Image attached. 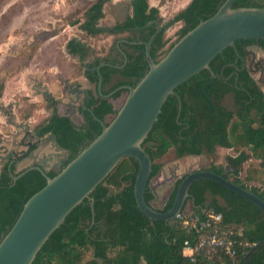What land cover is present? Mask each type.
<instances>
[{
    "label": "trees",
    "instance_id": "16d2710c",
    "mask_svg": "<svg viewBox=\"0 0 264 264\" xmlns=\"http://www.w3.org/2000/svg\"><path fill=\"white\" fill-rule=\"evenodd\" d=\"M111 1L113 0H96L85 12L83 21H78V24L90 37L123 35L122 41L125 42H121L120 47L127 56V64L124 66V56L114 47V52L86 66L85 77L96 86V91L89 93L90 98L86 104L89 110L84 112L83 126L54 112L33 127L32 133L37 138L51 135L62 150L69 152L61 167L48 173L50 178L56 177L77 158L82 149L101 135L103 129L97 119L104 121L108 116L114 119L119 112L113 102L121 98L125 91H118L111 99H104L99 95L98 67L101 64L123 67L100 68L104 96L123 85L136 86L149 68L145 58V45L157 32L156 25L146 29H142L143 27L152 21H157L162 26L150 52L154 62L158 63L181 38L201 22L212 18L227 0H191L167 22L160 16L159 8L150 6L149 0H132V15L126 21L114 27L101 28L98 24L104 17L103 7ZM233 8H264V2L237 0ZM178 24L182 25L178 38L168 45L165 33ZM75 42L70 41L68 49L71 54L79 55L84 61L90 49ZM254 42L264 49V40L236 41L235 48H227L211 62L210 70H204L180 85L176 94L165 102L157 123L143 144L153 162L150 181L161 172L163 164L159 161L171 149L177 158L214 154L217 148L237 152L247 149L260 163L259 170L264 173V94L246 72L238 74L235 67H229L223 72L228 67L227 64L235 62L238 55L243 54L244 46ZM213 78L215 82L207 85L203 93V86ZM113 83L115 85L111 87ZM3 88H0V100ZM229 94L233 95L234 112L223 106L224 98ZM179 99L182 103L180 114ZM245 158L249 159V156L239 154L238 157L231 158L235 171L230 175L225 173L222 166L212 167L207 171L223 176L264 200V191L247 185L255 182L258 169L247 171L244 179L240 177L241 171L238 168ZM8 167L9 165L4 167L0 174V242L15 225L28 200L47 184L38 171H31L14 183ZM11 170L16 177L22 173L16 172L15 165ZM138 171L139 164L135 159H123L91 195L95 210L94 223L90 203L86 200L51 235L33 264H84L87 253L92 255V260L85 264H100L101 261L106 264H244L246 253L255 244L264 241L263 211L217 183L200 180L189 190L196 215H203L205 210L222 214L224 227L234 230L237 254L231 257L225 252L217 251L200 255L195 262H191L182 255L185 242L193 241L191 234L182 230L180 225L151 221L138 209L134 195ZM182 180L177 183L167 204L159 212L165 213L171 209ZM145 199L148 204L154 200L150 187L146 190ZM104 226L107 231L104 238L108 241H102L103 236L98 233ZM133 232L139 235L136 237L139 245L133 244L122 250ZM248 264H264V246L251 255Z\"/></svg>",
    "mask_w": 264,
    "mask_h": 264
},
{
    "label": "water",
    "instance_id": "95a60500",
    "mask_svg": "<svg viewBox=\"0 0 264 264\" xmlns=\"http://www.w3.org/2000/svg\"><path fill=\"white\" fill-rule=\"evenodd\" d=\"M237 0H227L219 11L210 19L201 22L195 29L181 38L174 47L155 63L151 57V48L161 31L157 21L149 22L142 29L157 26V32L145 45V58L148 72L136 86L124 85L111 94L104 96L102 92L103 78L100 68L97 71L99 83L97 92L104 99H111L118 91H126L127 97L119 112L110 123L97 121L102 126L101 135L56 177L50 178L46 166L39 164L24 170L17 177L12 173V166L22 162L24 157L31 156L32 144L28 143V151H9L6 159L11 160L9 173L14 183L31 171H38L46 180V186L28 200L17 222L11 231L0 242V264H33L51 235L59 229L67 217L84 201L90 203L95 219L94 203L91 195L115 171L125 158L135 159L139 171L134 186V195L138 209L149 220L156 222H176L179 215H186L191 186L200 180H209L242 197L264 212V200L249 190L232 181L207 170L190 172L182 180L171 209L159 212L145 199L148 187L153 191L151 174L153 162L143 148L144 142L157 123L162 107L176 89L204 70H210L211 62L229 47L235 48L236 41L264 40V8H238L233 4ZM127 64V56L122 52ZM115 69L123 67L109 65ZM215 82V78L203 86ZM85 93V92H84ZM180 102V111L182 103ZM11 126L17 125L15 117ZM29 130V127L26 126ZM58 150H62L52 136ZM15 145V144H14ZM14 148V146L12 147ZM2 160V159H1ZM5 160V159H4ZM62 165L63 160H60ZM196 216L191 217L195 219ZM264 241L255 244L245 255L244 264H248L251 255Z\"/></svg>",
    "mask_w": 264,
    "mask_h": 264
},
{
    "label": "rangeland",
    "instance_id": "374dc122",
    "mask_svg": "<svg viewBox=\"0 0 264 264\" xmlns=\"http://www.w3.org/2000/svg\"><path fill=\"white\" fill-rule=\"evenodd\" d=\"M130 1L113 0L107 3L104 6L105 19L100 21L99 25L101 27H113L116 24L123 23L130 12ZM94 2L95 0H0V88L4 87L3 98L8 90V97L13 93L11 98L14 97L17 104H26L24 101H28L26 93L29 87L27 86V81L24 80L27 79L26 75L30 74L34 76L42 74L43 78L39 76L36 79L51 82V85L54 86L52 95L55 97L61 94L60 89L63 88V85L56 79L59 76L58 71H60L59 74L64 79L78 80L81 77L79 73L82 69L76 63L77 61L75 62L67 56V44L74 37L85 41L87 45L93 46L100 55L107 56L108 53L113 51L118 37H124L123 35L116 36V38L97 36L94 39L93 37H87L79 27L78 21H80L79 23L83 21L85 12ZM188 2L189 0L151 1L152 4L158 5L160 16L165 22L169 21ZM260 2H264V0H260ZM181 27L182 25L178 24L166 31L165 39L168 40V45L176 42ZM249 51L256 55L257 61L262 62L260 67L263 66V73L255 71L252 76L264 92V51L255 44L249 48ZM165 56L163 55L161 58L163 59ZM52 66H57V68L51 69ZM19 78L23 79L22 84L17 82ZM37 80H33V82L35 81L36 83ZM18 83L24 87L23 93H18V88L22 87ZM126 97L127 92L113 102L116 110L122 108ZM60 102L64 104L62 100ZM81 103L82 98L78 100L74 108H62V110H65V115L74 109L73 115L75 117L73 120L80 125L83 124L82 116L78 112ZM41 105L44 104L41 103ZM223 105L226 108L233 109L231 96L226 97ZM44 117H46L44 114L37 115L39 119H44ZM112 120L113 117L108 116L106 118L107 123ZM52 143L56 147V144ZM240 153L249 156L247 162L239 168L241 171L240 177L244 179L247 171L258 169V176L255 178V182L247 183V185L264 191V173L259 170L260 163L252 157L247 149L237 152V150L217 148L214 154L182 159H178L174 150L171 149L159 163L163 164L161 173L165 174L167 181H169L175 166L178 168V173L184 176L192 171L223 166L228 162L229 158H236ZM156 180L157 178L153 179L152 182ZM161 181H164V178ZM169 187L172 189V186L169 185ZM170 188L163 187L162 195H165V192L169 193L171 191ZM166 195L162 199L160 196L159 201L154 202L157 209L162 208V202L165 200ZM189 205L190 203L187 209H189ZM89 254H86V259L90 256Z\"/></svg>",
    "mask_w": 264,
    "mask_h": 264
},
{
    "label": "crops",
    "instance_id": "0c3cea01",
    "mask_svg": "<svg viewBox=\"0 0 264 264\" xmlns=\"http://www.w3.org/2000/svg\"><path fill=\"white\" fill-rule=\"evenodd\" d=\"M151 1L152 0H149V4L151 7L159 8L158 5L154 3L152 4ZM190 1L191 0H189V2ZM131 15H132V6H131V1H130V12L128 13L126 19L130 17ZM84 33L87 35V37L89 36L87 32H84ZM106 37L108 38L111 36H106ZM113 37L116 38V36H113ZM89 38L91 37L89 36ZM93 38L96 39L95 37ZM123 39L124 37H118L117 41L123 40ZM72 40H75L76 44L80 43L86 46L88 49H90L88 56L84 59V61L81 60V57L79 55H74L70 53V50L68 49V44ZM70 41L67 44V56L70 57L71 60L75 62L77 61L76 63H78L79 67L82 69L81 72L79 73L81 77L79 79L77 78L78 80L64 79V77H62L59 74L60 71H58L59 76L56 77V79L58 82L61 83V85H63V88L60 89L61 94L58 97H55L54 95H52L53 94L52 88H54V86L51 85V82L46 81V80L40 81V79L39 80L36 79L39 76L40 78L44 77L42 74L38 73L39 75H35V76L32 74L26 75L27 79L24 80V81H27L26 83H27V86L29 87L27 89L28 91L25 89V91H27L26 97H28V101L27 102L24 101V103L28 105L17 104L16 100H14V97L11 98V96H13V93L11 94V96L8 97V94H9L8 90L6 91L7 93H5L4 98L2 97V99L0 100V174L2 173L4 167L9 165L12 161V159L11 160L6 159L9 151H11L12 149H15L18 151H28L27 153H29L30 149L28 147V143L32 144V148L30 151L32 154V157L26 156L22 162L18 163L15 166L16 171L21 172L31 166L43 164L44 166H46L47 171L51 172V171L59 169L61 167L60 160L64 161L69 156V152H66L64 150H58L57 148H55V146L52 143L51 135L45 138H37L32 133L33 132L32 130H33V127L37 126L43 120V119L37 118V115L44 114L46 115V117L52 116L54 114L55 109H57L59 115L64 117L66 116L65 110L64 109L62 110V108L74 107L80 98H82V100L86 98L85 97L86 93L88 94V93L96 91V86L92 84L85 77L84 73H85L87 65L94 63L98 58H101V56L104 57L105 55H100L93 46L87 45L86 42L83 40H80L74 37ZM56 68L57 66H52L51 69H56ZM22 80L23 79L19 78L17 79V82L22 84ZM33 80H37V82L35 83V81L33 82ZM19 83L18 85L22 86ZM114 85L115 84L113 83L111 87ZM55 87L57 88V86ZM23 88H24L23 86L19 87L18 93L20 92L23 93L24 92ZM61 100L64 104L60 102ZM70 101L74 104H72ZM41 103H43L44 105H41ZM73 111L74 109H72V113H67V114L70 115L69 118L76 125L79 126L80 124H77L73 120V118L75 117L73 115L74 114ZM13 117H15L16 121L14 122L17 125H20V126L23 125L22 128L19 127L18 129H15L14 127L11 126ZM82 121L84 124L83 118H82ZM26 126L29 127V130L26 128ZM13 146L14 148H12ZM156 178L157 180L152 182V186L155 189L154 191L152 190L154 193V200H153L154 202L159 201L160 196H161L159 194L160 190L167 181L163 173H160ZM163 178H164V181H161ZM251 183H254V182H251ZM191 207L192 205L190 203L189 208ZM190 215H194L196 216V218L200 216V215H196L195 212L190 213Z\"/></svg>",
    "mask_w": 264,
    "mask_h": 264
},
{
    "label": "built area",
    "instance_id": "2783aa9c",
    "mask_svg": "<svg viewBox=\"0 0 264 264\" xmlns=\"http://www.w3.org/2000/svg\"><path fill=\"white\" fill-rule=\"evenodd\" d=\"M176 221L182 230L193 237V241L185 242L182 250V255L191 262H195L200 255L217 251L225 252L231 257L237 254L234 230L224 227L222 214L205 210L203 215L195 219L179 215Z\"/></svg>",
    "mask_w": 264,
    "mask_h": 264
},
{
    "label": "flooded vegetation",
    "instance_id": "af4514ba",
    "mask_svg": "<svg viewBox=\"0 0 264 264\" xmlns=\"http://www.w3.org/2000/svg\"><path fill=\"white\" fill-rule=\"evenodd\" d=\"M96 1V0H95ZM109 3V2H108ZM107 4V3H106ZM105 4V5H106ZM131 4H132V0H131ZM104 5V6H105ZM132 6V5H131ZM103 13H104V17L101 19V20H99V22L100 21H102V20H104L105 19V12H104V7H103ZM127 20V19H126ZM125 20V21H126ZM119 24H122V23H119ZM99 25V24H98ZM117 25V24H116ZM160 25V24H159ZM115 26V25H114ZM113 26V27H114ZM161 26V25H160ZM99 27H101L100 25H99ZM101 28H103V27H101ZM104 28H106V27H104ZM107 28H109V27H107ZM161 28H162V26H161ZM111 37H113V36H111ZM121 42H125V41H122V40H119V41H117V43H116V48L119 50V52L122 54V49H121V47H120V45H121ZM253 44H255V45H257L262 51H264V49L261 47V46H259L258 44H256L255 42L254 43H252V44H248V45H246V46H244V48H243V54H239L238 55V59L235 61V62H232V63H230V64H227L226 66H228V67H226V68H224V70H223V72L226 70H228L227 68H229V67H235V71H236V73H238V74H241V73H243V72H246L247 74H249L252 78H253V76H252V74H253V72H255V71H257V72H262L263 70V66L262 67H260L261 65H262V62H259V61H257V58H256V55L252 52V51H249V48L253 45ZM114 52V51H113ZM108 54H110V53H108ZM123 55V54H122ZM250 58H251V60H250ZM106 66H109L110 64H105ZM126 64H125V62H124V66H125ZM240 67H239V66ZM114 66V65H113ZM263 73V72H262ZM254 79V78H253ZM255 81V80H254ZM256 82V81H255ZM257 83V82H256ZM258 85V84H257ZM124 86V85H123ZM259 86V85H258ZM260 88V87H259ZM261 89V88H260ZM261 91H262V89H261ZM263 92V91H262ZM125 93H126V91H125ZM263 94H264V92H263ZM49 96H51V95H49ZM228 96H231V98H232V100H233V95H231V94H229V95H227V96H225V98H224V101H225V99H226V97H228ZM85 97L86 98H84L83 100H82V103H81V106L79 107V110H78V112H79V114H80V116H82V118H83V120H84V112L86 111V110H89L87 107H86V104H87V101L89 100V98H90V94L88 93H86L85 94ZM223 101V102H224ZM224 106V105H223ZM70 108H74V107H70ZM224 108H226L225 106H224ZM227 110H229V111H232V112H234V109H235V105H234V100H233V109H229V108H226ZM54 112H57L58 113V110L57 109H55V111ZM70 113H72V112H70ZM59 114V113H58ZM64 117H70V115H66V116H64ZM70 119V118H69ZM234 119H236V116H234ZM233 119V120H234ZM104 123H107L106 122V119L103 121ZM84 124H85V122H84ZM79 126H83V125H79ZM30 133V132H29ZM52 142H53V140H52ZM54 144H55V142H54ZM56 148V147H55ZM240 154H243V153H240ZM185 157H195V156H185ZM185 157H183V158H185ZM25 158V157H24ZM178 159H182V158H178ZM247 158H245L244 159V161L242 162V164H244V163H246L247 162ZM241 164V165H242ZM241 165L239 166V168L241 167ZM214 167H217V166H214ZM223 168H224V171H225V173L227 174V175H230V174H232L234 171H235V164H234V162L229 158L228 159V162L225 164V165H223L222 166ZM210 168H212V167H210ZM210 168H204V169H202V170H208V169H210ZM238 168V169H239ZM162 169H163V167H162ZM162 169H161V172H162ZM172 170V169H171ZM17 173H18V171H16ZM21 172H23V171H21ZM160 172V173H161ZM172 172V171H171ZM193 172V171H192ZM231 172V173H230ZM159 173V174H160ZM190 173V172H189ZM189 173H187V174H189ZM158 174V175H159ZM187 174L186 175H184V176H181L179 173H178V168L175 166L174 167V170H173V175L171 176V179L169 180V181H166V183H165V185L163 186L164 188H170L169 187V185L170 186H172V189H171V191H169V193L168 192H165L164 194L166 195V193H167V195H166V197H165V200L162 202V208H164L165 207V205L167 204V202H168V200H169V198H170V196H171V194L173 193V190H174V188L176 187V185H177V183L180 181V180H182L185 176H187ZM164 176H165V174H164ZM166 177V176H165ZM171 181H172V183H171ZM172 184V185H171ZM163 187L161 188V190H160V195H161V199L162 198H164V196L165 195H162L163 194V192H162V190H163ZM153 192V191H152ZM154 194V193H153ZM151 205L154 207V208H156V206H155V203H154V201H152L151 202ZM191 205H192V207L191 208H189V210L187 209V211H186V214L188 213V215H184V216H188L189 218H191L192 216H194V215H190V213H196V207L194 206V203H191ZM161 208V209H162ZM157 209V208H156ZM157 210H160V209H157ZM171 224L172 225H177V221L176 222H171ZM106 227L104 226V227H102L100 230H98V233L100 234V235H102L103 237L101 238V240L102 241H108V239H105L104 238V235L106 234ZM139 235L137 234V233H132L130 236H129V240H126L125 241V244H124V246H122V250H124V249H127L129 246H131V245H133V244H137V245H139V240L137 241V239H136V237H138ZM120 239H122V238H120ZM90 256L88 257V259L86 260V262H90L91 260H92V255L91 254H89ZM134 255H136L137 256V254H134ZM86 262H84V264L86 263ZM100 264H106V262H99Z\"/></svg>",
    "mask_w": 264,
    "mask_h": 264
}]
</instances>
